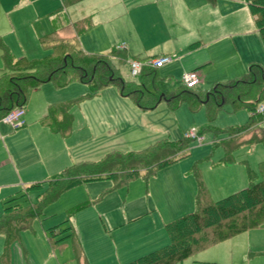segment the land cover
<instances>
[{"label": "rangeland", "instance_id": "1", "mask_svg": "<svg viewBox=\"0 0 264 264\" xmlns=\"http://www.w3.org/2000/svg\"><path fill=\"white\" fill-rule=\"evenodd\" d=\"M12 1L17 2V0ZM35 2L32 9L40 14V18L33 22L34 29L41 30L44 34L50 32L51 14L49 15V13L57 10L60 1L36 0ZM156 7L159 6L153 3L150 9L156 11ZM79 12L80 9L73 15L76 17L80 14ZM225 12V9L218 7L210 14V20L216 27L225 26L228 31L240 28L236 27V24L243 23L241 32L235 35L233 40L224 38L216 42L202 41L199 45L190 46L193 42L189 43L188 40H185L183 33L195 28L200 23L194 18L191 21L190 17L183 16L178 21L171 17L162 19L148 30L149 33L144 31L145 36L140 37L137 31L127 26L130 11L123 17H116L112 23L101 25V28H93L82 36H84L87 48L92 50L90 52L101 55L108 54L113 48V45H110L109 36L112 38L115 36L114 40L117 38L119 40L120 35H126V37L129 36L131 44L136 43L138 47L142 46L146 49L155 47V50L166 49V52L157 50L158 53L164 52L167 54H164L165 56L172 59L169 64L167 63L156 70L154 82L159 93H168L181 86L182 75L196 68H199L200 81L193 89L206 91L214 82L224 83L234 76L244 73L248 65L247 62L253 61V58L264 69V43L258 33L254 32L253 39L249 32V28L250 30L252 28V21L248 20L246 10L244 9L241 18L235 11ZM29 16L28 13L27 19H30ZM54 16L57 19L60 18V15ZM124 30L125 33H123ZM33 44L26 57L40 58L49 53V50L41 48L36 40L33 41ZM250 47L255 50L251 57L250 52H247ZM230 49H236L237 52L232 53ZM31 52L38 55L33 57ZM208 58H211L213 62L207 64ZM112 60L122 78L137 81V78L131 75L126 60L118 61L114 58ZM1 68H3V63L0 57ZM48 85L53 88L51 84ZM115 88L112 85L104 87L99 91L98 98L85 100L72 107L71 134L61 140L62 151L65 152L69 164L81 160H97L112 149L128 152L142 149L165 138L177 140L190 131L201 136V141L188 138L191 141L186 150L187 156L159 169L155 175L148 179L149 186L142 177L130 181L127 186L118 188H112L111 180L101 179L78 185L66 194H62L58 200L49 204L39 217L34 218L26 229L19 231L18 236L11 241L9 264H63L64 262L65 264H76V260H69L75 256L78 247L74 241L70 240V235L66 237L69 234V230L66 228L69 226L64 221L66 219L65 210L83 200H88L90 205L77 213L75 212L76 214L74 213L75 225L72 224L76 233H80L77 241L86 252L84 259L88 264H117L118 261L115 260L119 258L125 264L131 257L126 251L130 247V245L125 247L126 237L120 229L110 237L107 233L108 229L105 227L107 228L111 221L116 222L133 212H142L139 215L146 214L143 217L148 220L146 226H154L152 222L157 220L158 211L165 210L177 202L176 194L173 192L174 185L187 190L189 189L187 179L194 185L193 166L198 170L211 200H217L247 187L249 183L246 174L248 169L254 173V180L260 179L258 162L264 160V144L246 143L248 135L242 139L229 140L227 134L219 132V130L244 124L249 115L247 109H234L230 102H226L220 107L215 117L208 121L202 103L198 102L194 105L182 103L177 109L171 110L164 102H160L152 110H140L127 97L119 99L118 102L114 101L111 93H116ZM42 90H38L36 95L29 100L23 110L22 118L29 111L35 114L49 99L64 97L68 99L74 95L88 92V87L85 84L72 82L63 88L61 96L59 95L60 89H55L54 95H49L47 91ZM0 125L11 129L9 125L1 121ZM261 126H264V121ZM26 128L22 127L9 132H14L8 142L16 153L18 165L23 159L34 160L35 153L30 152L31 148L28 146L41 137L34 131V136L31 133L30 135L23 134ZM93 133L94 137L90 140ZM92 141L94 146L91 145ZM47 144L52 149L55 148L51 140ZM49 151L47 150V152ZM2 156L3 149L0 145V158H3ZM228 156L232 158L231 161H225L229 158ZM6 167L5 164L0 165V183L5 184L0 186V215L3 207L13 203H30L36 194L34 191H29L25 193L24 197H18L20 193H24L20 191L23 184L20 183L18 175ZM9 195H13L12 199L17 198L8 202L10 199L6 198ZM182 214L180 213V215ZM57 224L58 236L55 238H67L63 248L50 245L46 240V229ZM115 225L116 223L113 226ZM253 231L264 233V227ZM249 235L255 234L250 232ZM241 237L240 243L248 242L247 237L249 236ZM1 238L0 236V245L3 242ZM114 242L118 244V249ZM240 243L232 245L236 246L231 247L233 249L232 256H235L236 251H240L238 247L241 246ZM226 254V250L221 246H213L182 261L181 264H200L197 263L199 258L204 260L202 264L224 262L225 259H228L225 258Z\"/></svg>", "mask_w": 264, "mask_h": 264}, {"label": "trees", "instance_id": "2", "mask_svg": "<svg viewBox=\"0 0 264 264\" xmlns=\"http://www.w3.org/2000/svg\"><path fill=\"white\" fill-rule=\"evenodd\" d=\"M79 0H61L63 5H71ZM212 1V0H209ZM253 17L257 32L264 43V0H244ZM41 45L49 53L41 58L13 59L7 46L0 38V55L4 71L0 75V119L14 108H23L30 91L43 83L50 82L62 88L71 82L87 85L89 92L68 101L49 106L42 123L49 129L66 137L71 132V108L82 100L94 96L107 86H115L121 95L142 110L153 109L164 102L171 110L182 103L194 105L202 103L206 117L211 121L220 107L230 102L234 109L245 108L247 121L236 127L219 130L227 134V139L237 140L249 136L250 143L264 144V69L260 64L249 63L247 71L227 82H214L206 91L189 89L183 85L161 94L155 86L156 69L143 68L135 80H125L120 76L112 58L124 61V50L113 47L108 54L97 55L84 52L76 40L60 39L54 32L40 38ZM193 43L190 46H194ZM190 139L183 134L177 140L161 139L144 149L123 152L111 150L97 160H83L65 167L44 182L32 183L24 188L34 191L36 196L30 203H13L3 207L0 215V234L4 245L0 254V264H9V247L19 231L26 229L30 222L42 214L44 208L59 196L79 184L108 179L112 188L126 186L133 179L147 180L159 169L186 155ZM229 157V156H228ZM232 158L225 159L231 161ZM197 184L195 210L184 214L164 226L169 242L143 256L125 264H179L183 260L213 245L223 242L243 232L264 227V160L258 162L259 180L248 169V186L217 200H211L208 191L195 166L192 168ZM17 198V197H15ZM15 198L8 200L12 202ZM7 202V201H6ZM80 202L66 211L67 221L77 210L87 206ZM55 225L48 229L49 240H55ZM70 229V228H69ZM71 236L72 235L71 233Z\"/></svg>", "mask_w": 264, "mask_h": 264}, {"label": "crops", "instance_id": "3", "mask_svg": "<svg viewBox=\"0 0 264 264\" xmlns=\"http://www.w3.org/2000/svg\"><path fill=\"white\" fill-rule=\"evenodd\" d=\"M35 1L36 0H31V1L30 0H17L16 2L12 0H0V38L2 42L7 46L13 59H17L19 57H26L27 55H29L28 50L31 51L30 49L34 45L33 41L35 40L39 43L41 48L46 50L41 45L39 40L42 36L49 34L51 32H54L56 36L60 39L76 40L79 46L81 45V47L83 46L85 48L84 49L82 47L84 50L81 48L84 52L95 54V53L90 52L92 51V50H89L90 48H87V44L84 42V39H83L84 36L82 35L85 34L87 31L92 30L93 28H96V27L101 28V25L112 23V21L116 17L118 16L123 17V15L127 14L128 11H130L131 13L129 15V20L127 21V24H128L127 26H129L132 30L137 31L140 37L145 36V32L149 33L148 30L152 28L154 25L158 24L160 20L162 19L171 17V19L178 21L183 16V17H190L191 21H192V18H194L198 20L200 23L195 28L189 29L187 32L183 33V38L185 40H188L189 43L193 42V43H196V45H199L200 42L202 41L216 42L224 38H230V40H233V37L235 35H238L241 32L240 29L243 28V23H241V25L236 24V27H240V28H237L235 30H229V31L225 28V26L216 27V25H214L210 20V14H212V12H214V10H216L218 7L225 9L226 10L225 13L232 12V11L239 13L240 18H241L242 13H244V9H245L246 14H248L247 15L248 20L252 21V28L251 30L249 28V32L251 33L253 39H254V32L258 33L255 27V24H254L253 17L251 16L249 9L247 7V4L245 3L244 0H212V1H209V0H123V1L121 0H79L71 5H63L61 0H59L60 6L57 8V10L49 13V15L51 14V18H50L51 30L50 32H47L44 34V32H42L41 30L34 29L33 22H35L37 19L40 18V14H38L36 11L32 9V6L36 3ZM153 3H155L156 6H159V7H156V11H153L150 9V6ZM78 9H80V12H79L80 14L75 17L73 13H75ZM28 13L30 14L29 16L30 19H27ZM54 15H60V18L57 19L55 18ZM125 28H126V25H125ZM123 33H125V30ZM128 37L129 36L126 37V35H120L119 40L118 38L117 40H114L115 36L113 38L109 36L110 45H113V47H117V48L121 47V49L124 50L125 55H126L125 60L127 62H129L130 59L145 60V59H150L154 57L165 56L164 54H166L164 53L167 51L166 49H156L155 50V47L146 49V48H143L142 46L138 47L136 43L131 44V42L129 41L130 38ZM134 38L136 39L135 36ZM255 41H256V37H255ZM256 42L258 45V41ZM157 50L164 51V52L158 53ZM230 50L232 53L237 52L236 49H230ZM247 52H250V57H251L255 53V50L253 49V47H250V49ZM31 53L33 57L38 55L34 52H31ZM28 59H33V58H28ZM254 59L255 58H253V61L249 60L247 64L249 65V63H252V62L259 64ZM111 61L114 64L113 60ZM211 62H213V60L211 58H208L206 63L209 64ZM248 65H247V68H248ZM247 68H246V71H247ZM194 70H196L198 74H200L199 68H196ZM3 71H4V64H3V68L0 69V72H3ZM239 75H236V76H239ZM75 83L81 84L79 82H75ZM48 84H51V83L50 82L43 83L36 89L30 91V93L28 94L27 101L22 109L24 110L29 100L36 95V92H38V90L43 89L47 91L49 95H54L56 90L60 89L61 92L59 93V95L61 96V93L63 92L62 91L63 88L69 85L68 84L62 88H56L51 84L54 88L53 89L49 87ZM115 89L117 90L116 93H111V97L114 98V101L118 102L119 99L126 97V96L121 95L117 88ZM99 91L94 96L84 99L80 103H82L85 100H90L92 98H96V97L98 98L100 94ZM88 92H89V88H88ZM88 92L74 95L68 99L66 97L49 99L47 100L48 103L46 102L44 106H41L35 114L30 113V111L26 113V116L22 118L24 121V124L23 126L20 127V128L27 127L23 134L30 135L31 133V135L34 136L35 135L34 132H36L41 136L36 140L33 139L34 140L33 144H29L28 146L29 148H31L30 152H32L33 154L35 153L34 160L32 161H29L28 159H23L20 162V165H18L16 153H14L13 148L9 145L8 141L11 139V135L14 133V132L9 133L10 130H18L20 128L10 129L9 127L0 125V145L3 149V156H2L3 158H0V165L5 164L7 166L6 168H8L11 172L14 171L18 175L20 183L23 184L21 186L20 191H23L26 186L32 183L46 181L52 175L59 173L65 167L73 164V163L69 164L68 159L66 158L65 152L62 151L63 144L61 141L62 139L70 136L71 132L66 137H63L58 133H54L49 129V127H47V125L42 123V119L47 115L50 105L54 103H58V102L68 101L73 98H77L79 96H83L87 94ZM128 99L131 101L130 98ZM80 103L74 106H77ZM137 109H140V108L137 107ZM149 110H152V109H149ZM93 137H94V133L91 135L90 140ZM243 137H241V139ZM96 139L97 138L95 137V140ZM50 140L52 141V144L55 147L54 149H52L47 144ZM246 143H250L249 136L246 139ZM91 145L94 146L93 141ZM47 150H50V151L47 152ZM112 150H118V149H112ZM131 151H136V150H131ZM3 159L5 160L3 161ZM181 159H178L175 162ZM76 162H79V161H76ZM175 162H172V163H175ZM193 178H194L193 179L194 185H192V183H190V180L187 179V181L189 182L188 183L189 189L187 190H185L181 186L174 185L173 192H175L176 194L177 202L173 204L171 207H167L165 210L161 209L158 211L157 220L152 222L154 223V226L152 227L146 226V224L148 223V220L143 218L146 214L139 215L142 212L140 213L133 212L135 214L132 213L129 216H126L120 220H117L116 222L111 221L109 223V226H107V228L105 227V229H108L107 233L108 235H110V237L112 236V234L117 232V230L120 229L122 231V234L126 237L125 247L130 245L129 249L126 250L127 253L131 255V257L129 258L130 260H128L129 262L166 245L169 242V239L165 232V228H164L165 224L186 213H190L195 210V207H196L195 197L197 194V184H196L195 177ZM148 179L144 180L147 185L149 184ZM89 182H93V181H89ZM86 183H82V184H86ZM4 185L5 184L0 183V186H4ZM69 191L70 189L63 192L62 194H66ZM7 197L8 198L6 199H12L13 195L11 196L9 195ZM85 201L88 203L86 206L88 207L90 205V202L88 200H83L82 202H85ZM77 204H74L70 206L69 208ZM69 208L65 210V215H66V211ZM84 208L77 210L76 213ZM74 213L72 216H70L69 221H67V216H66V219L64 220L66 223H68V226H69L66 228L69 230V234L66 237L70 235L69 237L70 240L74 241V243H76L78 247L77 250L75 251V256H72V258L69 260H76V264H88L86 260L84 259V256L86 254L84 247L83 246L80 247L79 241H77V237L79 238L80 233L79 232L76 233V230L73 227V224L75 225V221L73 218ZM180 213H183V214L180 215ZM114 223H116L115 226H113ZM51 227L47 228L46 229L47 231L45 232L47 242L50 245H56L60 248H63L66 243L67 238L66 237H60V238L58 237V239L55 238V240L59 242L56 244H52L49 240V232H48V229H50ZM250 232H253V234L255 235H249ZM255 232H258V231L249 230L241 234H238L234 237H231L216 245H213L214 247L221 246L222 248L226 250V253H227L225 258H228V259H225L226 261L224 262H217V263H220V264H264V233L261 231H259L260 233H255ZM71 233L74 236H71ZM53 235L57 237L58 232L54 231ZM244 235L249 236L247 237L248 242L240 243L241 238H242L241 236H244ZM0 236L2 237L1 240L3 241L2 245H0V254H1L3 251L4 239H3L2 234H0ZM236 243H240L241 246H238L240 248V251L238 252L236 251L235 256H232L231 251L233 249L231 247H236V246H232L233 244H236ZM114 245L118 249V244L116 242H114ZM72 252H73V248H72ZM238 256L239 258H237ZM115 261H118L117 264H121V263L123 264L122 260H120L119 258H117ZM128 261H126V263H128ZM197 263L202 264L204 263V260L202 258H199ZM217 263L213 262L211 264H217ZM63 264H65V262Z\"/></svg>", "mask_w": 264, "mask_h": 264}, {"label": "built area", "instance_id": "4", "mask_svg": "<svg viewBox=\"0 0 264 264\" xmlns=\"http://www.w3.org/2000/svg\"><path fill=\"white\" fill-rule=\"evenodd\" d=\"M121 49V47H118ZM171 61V58L168 56H159L145 60H138V59H130L129 70L132 76H137L141 69L143 68H151L156 69L164 64H167ZM182 85L186 88H194L198 82L200 81L199 74L196 70H192L186 72L181 77ZM263 106L261 105L258 109L259 112L263 111ZM23 109L22 108H14L8 111L0 121L9 125L12 129H17L23 126L24 121L22 119ZM185 137L195 139L197 141H201V136L196 134L194 131H190L185 133Z\"/></svg>", "mask_w": 264, "mask_h": 264}]
</instances>
